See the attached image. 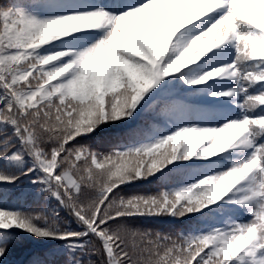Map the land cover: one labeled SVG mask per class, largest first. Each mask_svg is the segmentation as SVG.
Listing matches in <instances>:
<instances>
[{"label": "snow or ice", "instance_id": "6c2138e0", "mask_svg": "<svg viewBox=\"0 0 264 264\" xmlns=\"http://www.w3.org/2000/svg\"><path fill=\"white\" fill-rule=\"evenodd\" d=\"M0 185V264H264V0H0Z\"/></svg>", "mask_w": 264, "mask_h": 264}, {"label": "trees", "instance_id": "16d2710c", "mask_svg": "<svg viewBox=\"0 0 264 264\" xmlns=\"http://www.w3.org/2000/svg\"><path fill=\"white\" fill-rule=\"evenodd\" d=\"M23 192H29V190L24 186L21 187L20 191ZM30 195L35 196L34 192H29ZM50 203H53L50 202ZM181 227H183V223L182 222H178L175 224H172V226L170 228L172 229H180ZM170 231V229H167V232ZM36 244H33L32 246L29 245V242H26L22 245H16L14 247H12V249L9 251L7 257L5 258V260H15L18 259L20 260L24 255H26L29 250H31Z\"/></svg>", "mask_w": 264, "mask_h": 264}]
</instances>
